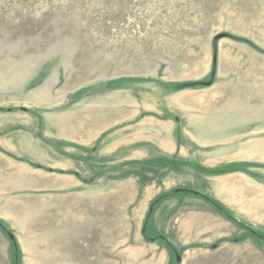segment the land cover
<instances>
[{
    "label": "rangeland",
    "instance_id": "obj_1",
    "mask_svg": "<svg viewBox=\"0 0 264 264\" xmlns=\"http://www.w3.org/2000/svg\"><path fill=\"white\" fill-rule=\"evenodd\" d=\"M263 141L264 0H0V264H264Z\"/></svg>",
    "mask_w": 264,
    "mask_h": 264
},
{
    "label": "crops",
    "instance_id": "obj_2",
    "mask_svg": "<svg viewBox=\"0 0 264 264\" xmlns=\"http://www.w3.org/2000/svg\"><path fill=\"white\" fill-rule=\"evenodd\" d=\"M254 144V143H253ZM262 152L260 154H262V161L258 162V164H255V157H253V160H248L253 162L251 164L248 165V171L246 173V177H245V186H239L238 184H232V180L229 179L230 176H223L221 179L222 182V186L223 189L226 190V187L230 189V191H228V195H240V201H246L248 204L247 206V211H251L252 209H250L249 207L252 206L253 209L258 210L260 212H262L261 216H260V220H262V225L261 227H263L264 229V141L262 142ZM249 148H251V146L249 145ZM253 152V156L255 155V152ZM251 151H248V159H251V155H250ZM217 178V177H216ZM231 181V182H230ZM236 188V189H235ZM239 188H242L240 191H238ZM225 194V192H224ZM246 198V200L244 199ZM253 211V210H252ZM251 213V212H250ZM252 218V217H251ZM250 218V219H251ZM238 220V219H237ZM249 220V219H248ZM239 222H242L240 220H238ZM243 224L247 225L249 228L253 229L250 225L242 222ZM250 224L252 226H256L259 225L257 224V222H250ZM224 226V227H223ZM222 226V230L219 232L221 239H226V240H234V237L232 235L234 234H243L241 230H239V228L241 226H239L237 223H234L235 227H232L231 225H229V223L224 222ZM243 230L247 231L252 237L256 238L252 233H250L246 228L241 227ZM254 230V229H253ZM255 231V230H254ZM256 232V231H255ZM264 235V234H263ZM233 237V239H232ZM231 244V243H229ZM2 255V264H9L8 261H6V256L5 253H1ZM10 264H15L14 263V259L10 260Z\"/></svg>",
    "mask_w": 264,
    "mask_h": 264
},
{
    "label": "trees",
    "instance_id": "obj_3",
    "mask_svg": "<svg viewBox=\"0 0 264 264\" xmlns=\"http://www.w3.org/2000/svg\"><path fill=\"white\" fill-rule=\"evenodd\" d=\"M186 192H190V190L187 189H179V188H174L166 193H163L157 197H155L149 206L148 212L146 214V217L144 219L143 222V227H142V234L144 236V238L148 241H159L162 244L166 245L171 251H173L175 254L179 253V251L175 248V246L171 243V241L163 234H150L148 232V223L156 209V207L164 200L177 196L179 194L182 193H186ZM198 194V193H197ZM207 201L210 202L215 208H217L222 214H224L229 220L237 223L239 226L246 228L250 233H252L254 236H256L257 238L261 239L264 241V235H261L257 232H255L253 229L249 228L247 225L243 224L242 222L237 221L221 204H219L218 202H216L215 200L206 197ZM0 227L3 228V230L5 231V227L2 226V224L0 223ZM6 232V231H5ZM7 233V232H6ZM9 234V232L7 233ZM11 241H12V245H13V258H14V263L15 264H19V252H18V245L15 241V238L10 235ZM173 264H180L179 262H177V260L175 259Z\"/></svg>",
    "mask_w": 264,
    "mask_h": 264
},
{
    "label": "water",
    "instance_id": "obj_4",
    "mask_svg": "<svg viewBox=\"0 0 264 264\" xmlns=\"http://www.w3.org/2000/svg\"><path fill=\"white\" fill-rule=\"evenodd\" d=\"M176 260H177V262H181V255L176 254Z\"/></svg>",
    "mask_w": 264,
    "mask_h": 264
}]
</instances>
